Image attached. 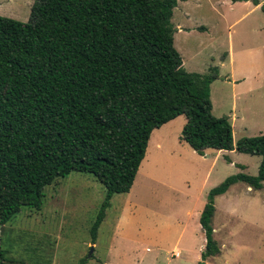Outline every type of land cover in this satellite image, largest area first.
Listing matches in <instances>:
<instances>
[{
  "label": "trees",
  "instance_id": "1",
  "mask_svg": "<svg viewBox=\"0 0 264 264\" xmlns=\"http://www.w3.org/2000/svg\"><path fill=\"white\" fill-rule=\"evenodd\" d=\"M178 1L34 0L26 22L0 16V225L40 210L44 187L77 171L105 190L94 231L112 196L130 191L152 131L184 115L179 139L197 153L261 157L256 175H230L206 195L195 264L220 253L214 199L237 182L264 187V134L234 142L228 117L212 114L218 69L183 67L170 22ZM15 262L0 252V264Z\"/></svg>",
  "mask_w": 264,
  "mask_h": 264
},
{
  "label": "rangeland",
  "instance_id": "2",
  "mask_svg": "<svg viewBox=\"0 0 264 264\" xmlns=\"http://www.w3.org/2000/svg\"><path fill=\"white\" fill-rule=\"evenodd\" d=\"M33 1L0 0V16L26 22ZM258 1H178L170 19L183 67L201 74L217 67L212 114L228 117L234 142L264 134V0ZM229 38L231 65L223 58ZM184 122L180 115L164 129L172 134L167 142L152 131L130 191L112 196L94 231L104 187L93 175L72 171L44 187L40 210L24 207L0 225V252L15 264H191L204 241L198 212L208 191L230 175H256L261 157L199 154L179 139ZM214 205L220 253L205 264H264V187L237 182Z\"/></svg>",
  "mask_w": 264,
  "mask_h": 264
},
{
  "label": "crops",
  "instance_id": "3",
  "mask_svg": "<svg viewBox=\"0 0 264 264\" xmlns=\"http://www.w3.org/2000/svg\"><path fill=\"white\" fill-rule=\"evenodd\" d=\"M258 6H260V4H258ZM179 30L181 29V27H179L178 28ZM174 41V40H173ZM223 58H229L228 60H229V63H230V65L232 64V62H233V59H234V51H233V43H232V40L229 38V44H228V50L225 52V54L223 55ZM224 61H225V59H224ZM224 61H222V65H223V63H224ZM232 68V67H231ZM233 81H234V79H233ZM234 85V84H233ZM180 116V115H179ZM178 117V116H177ZM176 117V118H177ZM176 118H174V119H172V120H170V121H168V122H166V123H164L162 126H160L159 128H156V129H154V130H156V131H154V134L153 135H157V134H164V140H165V142H167V140H168V138L172 135V134H170L169 135V133H165L164 132V129L167 127V126H169V125H171L174 121H175V119ZM185 123V122H184ZM184 125V124H183ZM183 127V126H182ZM182 129V128H181ZM181 132V131H180ZM180 136V135H179ZM150 139V138H149ZM163 140V141H164ZM158 145H160L161 146V144H158ZM207 150V149H206ZM205 150V151H206ZM205 151H204V153H205ZM217 151H225V150H217ZM230 151V150H229ZM135 180V179H134ZM243 183V182H242ZM235 184V183H234ZM234 184H232V185H234ZM244 184H246V183H244ZM231 185V186H232ZM246 186H247V189H253L252 187H250V186H248L247 184H246ZM230 188V187H229ZM228 188V189H229ZM254 190H256V189H254ZM258 190V189H257ZM227 192V191H226ZM222 195V194H221ZM219 196V195H218ZM214 201H215V199H214ZM202 210V209H201ZM201 210H199V214H200V212H201ZM189 214H190V212H189ZM201 227V226H200ZM202 230V229H201ZM213 230H214V228H213ZM183 237V234H181V233H179V235H178V237H177V240L178 239H180V238H182ZM190 239V238H189ZM92 243V242H91ZM95 243V242H94ZM94 243H92V245H94ZM177 244L178 243H180L179 241H177L176 242ZM204 244H205V237H204V241L202 242V245H201V248L198 250V252H197V255H195V258L194 259H192V262H191V264H194L195 262H196V260L197 259H199L200 258V253H201V251H202V249H203V247H204ZM175 249H176V254H177V257H179L180 255H181V253L179 252V249L180 248H178V246H175ZM188 253H190V251L188 250ZM192 253V252H191ZM193 254L194 253H192V255L191 256H193ZM189 256V255H188ZM210 258V257H209ZM207 260V259H206ZM103 263L104 264H108L107 262H105V261H103Z\"/></svg>",
  "mask_w": 264,
  "mask_h": 264
}]
</instances>
